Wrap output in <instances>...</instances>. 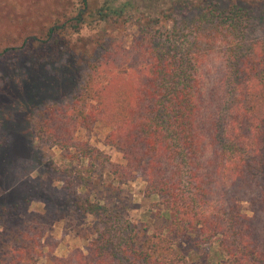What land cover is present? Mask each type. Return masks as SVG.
Returning <instances> with one entry per match:
<instances>
[{
    "label": "trees",
    "instance_id": "16d2710c",
    "mask_svg": "<svg viewBox=\"0 0 264 264\" xmlns=\"http://www.w3.org/2000/svg\"><path fill=\"white\" fill-rule=\"evenodd\" d=\"M134 1L51 0L17 46L42 70L64 56L52 70L66 87L83 63L73 93L28 110L33 145L64 163L37 158L31 197L0 199V264H264V36L251 35L264 0L256 14L249 0H159L153 14ZM94 124L123 161L113 179L138 172L156 197L159 227L96 195L108 157L74 138ZM55 214L91 216L93 234L40 262Z\"/></svg>",
    "mask_w": 264,
    "mask_h": 264
},
{
    "label": "rangeland",
    "instance_id": "374dc122",
    "mask_svg": "<svg viewBox=\"0 0 264 264\" xmlns=\"http://www.w3.org/2000/svg\"><path fill=\"white\" fill-rule=\"evenodd\" d=\"M139 6L141 0L134 1ZM261 0H249L248 4L256 14ZM146 4V2H145ZM51 0H0V199L11 201L24 196L31 197L32 182L39 178L36 159L47 157L53 162H62L61 151L47 142L33 145L29 134L28 110L40 103H50L73 93L74 83L78 81V72L83 61H73L71 83L66 87L54 78L55 67L62 66L64 56L45 64L43 70L36 67L35 58L29 55V48L23 50L17 46L26 36L34 35L45 23L39 19L51 8ZM145 10L154 13L164 8L159 0L147 1ZM160 8V9H159ZM251 32L253 38L264 36V28L257 24ZM129 40V39H128ZM128 40L124 42L128 44ZM44 64V63H43ZM56 70H59L57 69ZM55 70V71H56ZM59 72V71H57ZM48 88L50 91L43 92ZM42 91H39V90ZM108 129L94 124L89 129L74 130L75 139L87 142L107 155V162L97 170L95 182L96 195L106 204L115 206L127 218L142 221L150 229L159 227L161 220L156 217L160 208L154 195H146L145 182L138 173L122 177L120 182L113 179L110 168L122 164L120 153L103 144ZM38 152V155H36ZM64 159V158H63ZM66 163V162H65ZM44 178V177H43ZM113 179V180H112ZM52 184H55L52 181ZM81 188L78 189L81 192ZM49 196L54 193L48 192ZM46 204L38 199L28 203V209L42 212ZM242 211L248 214L247 204L242 203ZM93 219L89 215L80 217L55 214L48 223L43 243L45 247L40 262L48 256H62L72 248L83 249L86 240L93 234ZM201 264H203L201 262Z\"/></svg>",
    "mask_w": 264,
    "mask_h": 264
}]
</instances>
